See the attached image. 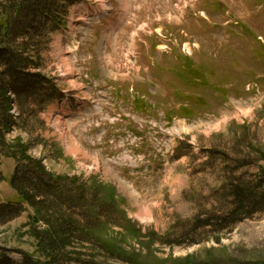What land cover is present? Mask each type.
I'll use <instances>...</instances> for the list:
<instances>
[{"label":"rangeland","instance_id":"rangeland-1","mask_svg":"<svg viewBox=\"0 0 264 264\" xmlns=\"http://www.w3.org/2000/svg\"><path fill=\"white\" fill-rule=\"evenodd\" d=\"M0 264H264V0H0Z\"/></svg>","mask_w":264,"mask_h":264},{"label":"trees","instance_id":"trees-1","mask_svg":"<svg viewBox=\"0 0 264 264\" xmlns=\"http://www.w3.org/2000/svg\"><path fill=\"white\" fill-rule=\"evenodd\" d=\"M22 7V5H17V10H20V8ZM16 66L14 65H10V69L8 68V71H7V74L12 77V72H14ZM236 198H237V201L238 204H237V210H233L232 211V217L235 219V217L238 216V210H244L246 207L248 206H252L253 204H255L254 202V195L252 194V192L250 191H244V190H241V188H237L236 189Z\"/></svg>","mask_w":264,"mask_h":264},{"label":"bare ground","instance_id":"bare-ground-1","mask_svg":"<svg viewBox=\"0 0 264 264\" xmlns=\"http://www.w3.org/2000/svg\"><path fill=\"white\" fill-rule=\"evenodd\" d=\"M125 5V4H124ZM62 54H64V52L62 53ZM66 54V53H65ZM67 121V119H65L63 122H66Z\"/></svg>","mask_w":264,"mask_h":264}]
</instances>
